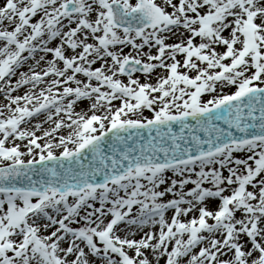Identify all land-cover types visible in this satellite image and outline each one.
I'll return each instance as SVG.
<instances>
[{"label": "snow or ice", "instance_id": "6c2138e0", "mask_svg": "<svg viewBox=\"0 0 264 264\" xmlns=\"http://www.w3.org/2000/svg\"><path fill=\"white\" fill-rule=\"evenodd\" d=\"M0 264H264V0H0Z\"/></svg>", "mask_w": 264, "mask_h": 264}]
</instances>
